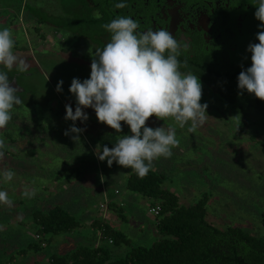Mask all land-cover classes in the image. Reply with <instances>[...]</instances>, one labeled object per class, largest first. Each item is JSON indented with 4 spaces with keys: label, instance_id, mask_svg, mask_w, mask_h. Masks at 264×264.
Returning <instances> with one entry per match:
<instances>
[{
    "label": "rangeland",
    "instance_id": "rangeland-1",
    "mask_svg": "<svg viewBox=\"0 0 264 264\" xmlns=\"http://www.w3.org/2000/svg\"><path fill=\"white\" fill-rule=\"evenodd\" d=\"M21 1L0 0V30L5 27L12 30L15 39L13 51L29 65L28 71L23 73L17 71L15 66L12 69L13 73L19 76L20 84L26 91L19 96L22 104L14 106L11 121L5 128L0 129V138H3L6 144L3 149L4 157L0 159V190L6 191L16 202L21 201L17 192L28 189L26 185L21 184L22 177L33 179L41 175L40 178L51 182L52 176L48 177V174L54 175L56 170H64L65 162L58 158L59 155L68 157L72 154L89 158L92 155L93 162H96L95 158L99 161L85 145V137L94 145H98L96 137L101 133H112L117 139L121 135H131L129 126L124 122H121L120 133L99 122L92 108L83 109L89 117L86 122H75L76 127L85 129L79 134V141L72 139L75 133L64 135L73 125V121L65 119V105L70 104L73 112L76 107L75 96L69 91L71 81L73 78L83 81L90 77V65L95 51L89 41L65 37V42L62 39V31L55 33L45 27L41 28V39L40 33H35L37 21L26 17L25 13L20 11ZM23 3L31 4L50 15L63 10L60 0H23ZM52 35L54 42L49 40ZM38 45L42 47L37 48ZM61 80L62 91L57 92L56 86ZM217 93L219 92L215 88L202 84L201 103L208 104V118L195 133L187 131L190 123L180 128L172 118H149L148 127H175L179 140V146L172 149V156L155 160L152 170L166 177L163 188L173 190L178 195L181 206L189 207L207 199L206 219L216 228H239L252 236L264 238V227L261 223V214L264 212V156L259 144L264 135V121H261L252 101L247 97L237 95L235 101H229ZM240 118L239 126L237 121ZM41 145L49 152L41 153ZM19 146L25 147L26 151L31 149L35 156L39 157L37 161L28 160L24 168L19 166L20 172L17 167L21 161L17 157L21 155L20 160L24 157L17 152L21 150ZM97 151L96 153L101 154L99 148ZM75 160L76 158L68 162L77 165ZM47 163L53 167H46ZM100 163L107 185L112 191L118 188L125 194L124 173L132 170L123 168L116 162L109 167L107 160ZM4 168H14L12 171L15 176L12 181H4ZM90 168L89 175L95 171L94 165H90ZM70 188L67 193L62 192L65 194L63 198L67 196L73 203L79 202L77 189L74 185ZM59 196L61 197L56 193L53 199H59ZM46 201L48 200L45 196L43 202ZM146 201L148 202V199ZM100 205L95 199L91 206L89 205L95 218L123 234L132 247L149 248L156 242V219L149 212L146 202L142 203L135 198L126 203L121 214L108 210L105 216ZM12 208L13 206L0 204V226L11 217L19 216L21 222L13 231L8 229L9 233L3 226L0 227V264H7L12 257V253H8L27 250L29 245H36L38 249H35L32 255L28 251L24 264H41L45 259L48 264L53 256L67 255L71 245L91 248L98 244L113 252L117 259L124 257L130 250L125 244L109 243V239L102 238L97 229L90 227L87 231L75 235L45 233L41 240H38L35 236L36 228L28 221L29 217L17 214L21 213L23 208L20 211L18 207L13 211ZM42 242L45 243L44 247L41 246ZM13 256L18 257L17 254Z\"/></svg>",
    "mask_w": 264,
    "mask_h": 264
},
{
    "label": "clouds",
    "instance_id": "clouds-1",
    "mask_svg": "<svg viewBox=\"0 0 264 264\" xmlns=\"http://www.w3.org/2000/svg\"><path fill=\"white\" fill-rule=\"evenodd\" d=\"M255 6V18L264 29V0H256ZM115 7L124 8L126 4L117 3ZM102 27L110 34L109 42L92 56L90 77L71 81L69 91L75 96L76 107L73 112L70 104L65 105V119L73 121V125L64 135L75 133L72 139L80 140L79 134L85 129L76 127L75 122L89 119L83 111L86 108L94 109L98 121L117 133L122 132L121 122H124L131 135H121L112 148L105 145L102 154L97 153L98 159L107 160L109 167L116 162L143 178L155 160L170 158L172 149L179 146L175 127H148L149 118H172L180 128L190 123L187 131L195 133L207 121L208 104L201 103L199 77L180 70L186 67V62L178 59L188 49L186 40H177L165 29L138 31L140 24L126 16ZM256 39L259 43L248 45L251 66L239 73L238 88L240 95L246 90L264 101V30L257 33ZM14 46L12 30L7 27L0 30V66L8 71L15 66L17 71L27 72L29 65L14 53ZM11 82L7 72L0 70V129L11 121L14 106L22 104L17 95L20 89L12 87ZM62 84V80L57 83V92L62 91ZM237 123L240 126L241 118ZM5 147V140L0 138V159L4 157ZM2 175L5 182H10L15 173L9 169ZM22 195L33 198L36 190L25 188ZM0 204L13 205L6 191L0 190Z\"/></svg>",
    "mask_w": 264,
    "mask_h": 264
},
{
    "label": "trees",
    "instance_id": "trees-1",
    "mask_svg": "<svg viewBox=\"0 0 264 264\" xmlns=\"http://www.w3.org/2000/svg\"><path fill=\"white\" fill-rule=\"evenodd\" d=\"M60 1L63 12L68 13L66 17L57 18L56 14L50 15L31 4L23 3V0L20 11L22 10L30 19L34 18L44 24H59L75 32L104 22L103 19H97L91 15L92 9H89L86 0ZM92 1L103 13L104 8L101 7L104 1ZM73 6L77 9L82 6L83 10L81 8L74 13L71 9ZM260 24L261 22L254 18V36L243 47L238 62H231L227 58H224L221 63L201 62L195 69V74L212 85L221 97L229 101H235L237 95L247 97L252 101V106L261 117V121H264V101L246 90L240 95L238 88L239 73L242 68L247 69L251 66L248 45L259 43L256 35L264 30L259 27ZM98 141L103 151L105 145L112 148L118 139L114 134L105 132L98 136ZM259 144L264 156V135ZM19 148L26 151L25 147L19 146ZM27 153L29 156L35 154L31 149ZM166 180L164 175L151 169L143 178L133 172L127 182L130 191L155 200L161 206L160 215L155 216L158 240L151 247H132L123 234L115 232L110 226L98 220L93 227L98 231L104 229V238L112 239L114 245L125 244L130 247L124 257L117 259L110 250L93 246L82 248L71 256H68L69 254L53 256L50 259L51 264H264V238L252 236L239 228L230 227L226 230L216 228L206 219L207 199H202L195 205L183 207L175 193L163 188ZM35 217L44 234H68L80 226L77 219L60 207L50 208L46 212H37ZM261 223L264 227V212L261 214Z\"/></svg>",
    "mask_w": 264,
    "mask_h": 264
},
{
    "label": "flooded vegetation",
    "instance_id": "flooded-vegetation-1",
    "mask_svg": "<svg viewBox=\"0 0 264 264\" xmlns=\"http://www.w3.org/2000/svg\"><path fill=\"white\" fill-rule=\"evenodd\" d=\"M103 1L102 13L96 3L86 0L89 9H92L91 15L97 19H103V23L75 32L72 29H65L59 24H44L36 20L35 33H40L39 37L43 39L41 37L42 27L48 30L52 29L55 33L62 31L64 33L63 41H65V37L89 41L96 52L98 48L103 49L110 39V34L102 26L120 16L131 17L140 24L138 31L165 29L170 31L177 40H186L189 45L188 49L182 51L178 58L182 63L186 62V67H182L180 70L182 72L190 71L197 77L199 76L195 74V69L201 62L221 63L224 58L231 62H238L243 47L254 36L256 0ZM117 3H125L126 7L116 8ZM71 9L74 10V13L80 10L75 6ZM66 15L68 13L63 10L56 14L57 18L66 17ZM49 40L50 42L54 40L53 35ZM38 47L42 46L38 45ZM0 70L7 72L9 80L12 81V87L20 89L17 93L18 96L26 91L20 84L19 76L14 74L13 70H3V66H0ZM199 79L208 88H214L201 77Z\"/></svg>",
    "mask_w": 264,
    "mask_h": 264
},
{
    "label": "crops",
    "instance_id": "crops-1",
    "mask_svg": "<svg viewBox=\"0 0 264 264\" xmlns=\"http://www.w3.org/2000/svg\"><path fill=\"white\" fill-rule=\"evenodd\" d=\"M85 136V135H84ZM96 143H98V145H94L90 140L87 139V137H85V145L87 146V148L89 150H91L92 154L95 155V157L97 156V148H99V151H101L100 146H99V141H98V137ZM45 143V142H43ZM42 146V145H41ZM40 147V146H38ZM43 149H41V153H47L49 152V150H47L45 148V146H42ZM94 150H93V149ZM19 152V154L23 155V159L20 160L19 158H21V155H19L17 158L19 161H21L20 164H18L17 169L20 172L19 166L24 168V165L28 163V160H39L38 156H29L27 151H17ZM52 154H56L59 155L57 153L52 152ZM102 154V151H101ZM91 157H86V156H74V155H70L68 157L66 156H58V158L63 159L65 162L64 165V170H56L57 173H55L53 175V173L48 174L49 176H52L51 178V182L45 181V178H40V176L38 177H34L33 179L27 177L25 179V177L21 178V184L26 185L28 187L29 190L35 189L36 190V195L33 198H26L22 195V193L24 192L23 190H20L18 193L19 197L21 198V201L16 202L15 199H13V209L15 210L16 207L19 208V211L22 209L21 213H17V214H23L22 216H26L29 217L28 221L30 223H32L35 228H36V235L37 234H41V236H43V232L42 229H40V226L37 224V219L35 217V215L37 214V212H46L48 209L53 208V207H60L65 209L70 215H72L75 219H77V221L79 222L80 226L79 228L75 229L74 231H72L71 233H68L70 235H75L76 233L81 234L82 231H87V228H94V224L96 223V221H98L94 214H93V210L90 207L93 199H95L97 202H99V204L106 203L109 202L108 206H109V210L114 211L117 214H121L120 212H122L123 207L126 205L127 202H130L131 200H134L135 198L142 202L148 204V210H150L151 207H155L158 206L159 203L156 202L155 200L149 199L147 197L142 196L141 194L132 192L128 189L127 187V182L128 179L130 177V175L133 173V171H128L126 173H124V177L126 179V193L123 194L121 193V191H119L118 188H116L114 191H112V189L107 185L106 181L104 180V175H103V167L101 166L100 160L98 161L97 158L94 159L93 162V157L92 155H90ZM76 158V164H74V162H68L71 161V159H75ZM87 159V160H85ZM36 164V162L34 163ZM48 164V163H47ZM79 164V165H78ZM90 165H94V173L92 174H88L90 168ZM46 167H53V165L48 164L45 165ZM7 167V166H6ZM16 169V168H15ZM82 169L84 170V172H82ZM6 169H3V172ZM10 170H14V168H11ZM87 171V172H85ZM86 174V175H85ZM65 176V177H64ZM121 177V176H120ZM103 181H102V180ZM26 181V182H25ZM29 182V183H28ZM75 186V189H77V194L80 197V201L73 203L72 200L66 196V198H63L62 192H66L71 189L70 187ZM13 186V185H12ZM11 187V185H10ZM88 190H91V192H88ZM173 193H175L173 190L167 189ZM60 194L61 197L59 196V199H53V195H55L56 193ZM83 193L85 195H83ZM42 194H44L42 196ZM176 194V193H175ZM86 195H89L88 197H86ZM177 195V194H176ZM46 196L47 200L46 202H43V198ZM178 196V195H177ZM50 198V199H48ZM179 198V197H178ZM148 199V202L146 201ZM17 205H16V203ZM91 202V203H90ZM180 203V201H179ZM98 204V203H97ZM96 204V206H98ZM122 204V205H121ZM90 205V206H89ZM17 220V221H15ZM20 218L19 216L14 217V218H10V220L5 221V223L1 226H3V228L5 230H14V227L21 224V222L19 221ZM18 222V223H17ZM0 226V227H1ZM1 228V229H3ZM95 229V228H94ZM112 229V228H111ZM154 229L155 226H154ZM4 230V233H6V231ZM8 230V233L10 232ZM114 230V229H113ZM115 232H118L116 230H114ZM1 232H3V230H1ZM158 240V237H157ZM156 240V241H157ZM87 245V244H86ZM99 246L98 244L95 245V247ZM88 247V246H87ZM85 246H81V247H76L74 245H71L69 247L68 252V256H71L73 253H76L78 250L82 249V248H87ZM29 249V250H28ZM27 250L24 251H13L8 253V255H12V257L8 260L7 264H24L25 260L24 258L28 257V251L29 253L32 255V252L35 251V249L37 250L38 247L35 245H29V248ZM17 254L18 257H14L13 255ZM113 254V252H112ZM5 256H7V254H4ZM114 255V254H113ZM64 256V255H61ZM115 256V255H114ZM51 259V258H50ZM49 259V260H50ZM50 263V261H49ZM48 263V264H49ZM41 264H47V259L44 260V263Z\"/></svg>",
    "mask_w": 264,
    "mask_h": 264
},
{
    "label": "built area",
    "instance_id": "built-area-1",
    "mask_svg": "<svg viewBox=\"0 0 264 264\" xmlns=\"http://www.w3.org/2000/svg\"><path fill=\"white\" fill-rule=\"evenodd\" d=\"M108 204H109V202H106V203H102L101 205H100V208H101V212L103 213V216H105L106 215V213H107V211L109 210V206H108ZM122 205V204H121ZM149 212L155 217V216H159L160 215V213H161V206H155V207H151L150 208V210H149ZM104 232H105V230L103 229L102 231H99V233H100V236L102 237V238H104L103 236H104ZM36 239H38V240H41V235H36ZM109 243H113V240L112 239H109ZM41 246H45V243H41ZM50 264H51V261H50Z\"/></svg>",
    "mask_w": 264,
    "mask_h": 264
}]
</instances>
